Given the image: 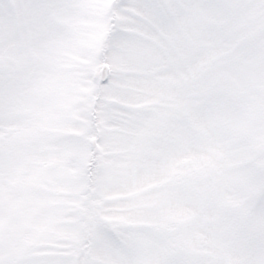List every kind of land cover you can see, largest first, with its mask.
<instances>
[{"label":"snow or ice","instance_id":"6c2138e0","mask_svg":"<svg viewBox=\"0 0 264 264\" xmlns=\"http://www.w3.org/2000/svg\"><path fill=\"white\" fill-rule=\"evenodd\" d=\"M0 264H264V0H0Z\"/></svg>","mask_w":264,"mask_h":264}]
</instances>
